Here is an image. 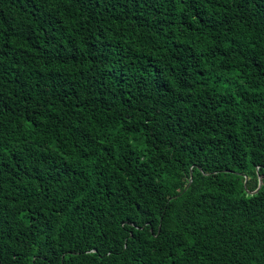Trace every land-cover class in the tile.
I'll return each mask as SVG.
<instances>
[{
    "label": "trees",
    "instance_id": "trees-1",
    "mask_svg": "<svg viewBox=\"0 0 264 264\" xmlns=\"http://www.w3.org/2000/svg\"><path fill=\"white\" fill-rule=\"evenodd\" d=\"M0 264H264V0H0Z\"/></svg>",
    "mask_w": 264,
    "mask_h": 264
},
{
    "label": "water",
    "instance_id": "water-1",
    "mask_svg": "<svg viewBox=\"0 0 264 264\" xmlns=\"http://www.w3.org/2000/svg\"><path fill=\"white\" fill-rule=\"evenodd\" d=\"M262 183H263V180H262V178H260L258 188L262 185ZM258 188H257V189H258ZM257 189H256V190H257Z\"/></svg>",
    "mask_w": 264,
    "mask_h": 264
}]
</instances>
